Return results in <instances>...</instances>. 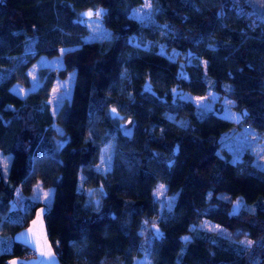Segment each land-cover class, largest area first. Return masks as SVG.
<instances>
[{
    "label": "trees",
    "instance_id": "trees-1",
    "mask_svg": "<svg viewBox=\"0 0 264 264\" xmlns=\"http://www.w3.org/2000/svg\"><path fill=\"white\" fill-rule=\"evenodd\" d=\"M143 1L0 0V264L30 254L12 234L43 203L29 197L34 184L62 183L63 141L74 127L85 134L71 147V201L43 211L61 264H264V168L221 154L220 133L233 122L220 104L199 110L173 91L228 96L241 113L237 126L264 138V16L248 0L254 21L231 0H150V15L137 18L132 8ZM89 8L103 12L107 35L84 37ZM59 53L61 65L40 67L36 87L11 89L30 85L28 67L40 54ZM70 72V94L53 112L52 82ZM169 113L183 119L184 134ZM130 117L127 137L119 126ZM182 144L190 153L181 179L155 197ZM236 198L244 203L237 209ZM204 219L217 229L191 227Z\"/></svg>",
    "mask_w": 264,
    "mask_h": 264
},
{
    "label": "rangeland",
    "instance_id": "rangeland-1",
    "mask_svg": "<svg viewBox=\"0 0 264 264\" xmlns=\"http://www.w3.org/2000/svg\"><path fill=\"white\" fill-rule=\"evenodd\" d=\"M146 3H150V0H144L143 3L132 8L131 13L137 18H145L150 14L149 10L145 8ZM137 10H140L137 12ZM89 11L93 12L92 16L86 15ZM100 11V9H85L83 11V18L86 20L88 26V32L84 35L86 39L94 37H102L108 34L107 29L100 21L99 17L95 16V12ZM163 32V28L159 29ZM131 42L141 43L146 42V39L140 35H132L130 37ZM151 45L156 46L159 50L175 56L177 50L173 47L167 48L161 46L156 40L151 41ZM183 55V54H182ZM61 65V54L56 55H45L40 54L28 67V72L30 76V85L23 86L18 82H14L11 85V89L17 93L24 94L29 89L36 87L39 82V68H56ZM72 72H70L66 77H55L48 100L51 105V110L54 112L58 107L62 99L70 94L72 86ZM177 96L183 99L192 100L199 110H205L214 108L215 104H220V114L228 119H230L233 124L237 126V122L241 117L240 111L235 107L234 101L226 95H219V93L207 88L203 93H193L189 90H181L175 88L173 90ZM169 125L176 131L184 134V121L183 119L177 117L173 113L168 115ZM85 134V130L82 127H74L68 133V139L63 141L64 145L62 148V157L64 159V164L62 166L64 179L59 186L42 185L39 181L34 184L33 191L29 193L31 199H39L43 203L40 204L34 216L30 219L27 225L17 229L12 237L19 238L23 241L29 242L35 252L32 254L23 255H13L8 258L6 264H10V261H19L20 264H61L58 260L55 251L53 250L48 236L45 230L43 212L47 204L56 203L61 207L71 201L70 192L68 190V177L70 172L71 161L74 153L71 151V147L77 145ZM219 151L221 154L235 160H252L256 165L264 168V138L256 132V130L247 127H236V130L226 138L220 145ZM190 153V147L182 144L177 145L174 148L173 156V170L172 174L167 181L159 180L153 186V194L155 197L161 196L166 190L170 191L171 188L181 179L182 174L185 171L186 164L188 161ZM101 167L106 168L109 165L110 155L108 148L104 150L102 156ZM163 185V188L160 186ZM39 193V198L37 194ZM44 193H50L48 200L45 199ZM171 197V193L168 194V198ZM244 203L240 198L234 200V208L242 206ZM192 228H206V229H217V225L208 220L204 219L197 225H191ZM188 236V235H184ZM249 242L244 240V243ZM41 252H50L54 257V260L50 259L48 256H42ZM136 260H141V256L137 257Z\"/></svg>",
    "mask_w": 264,
    "mask_h": 264
},
{
    "label": "water",
    "instance_id": "water-1",
    "mask_svg": "<svg viewBox=\"0 0 264 264\" xmlns=\"http://www.w3.org/2000/svg\"><path fill=\"white\" fill-rule=\"evenodd\" d=\"M250 3L251 7L260 15L264 16V0H248ZM134 125H135V119L134 117H130L127 120L123 121L120 126L119 130L120 132L129 137L133 134L134 132ZM236 130V125L231 124L229 127L224 129L219 136L220 140H225L228 138L230 135L233 134V132Z\"/></svg>",
    "mask_w": 264,
    "mask_h": 264
},
{
    "label": "built area",
    "instance_id": "built-area-1",
    "mask_svg": "<svg viewBox=\"0 0 264 264\" xmlns=\"http://www.w3.org/2000/svg\"><path fill=\"white\" fill-rule=\"evenodd\" d=\"M231 2L236 6V11L239 12L240 14H245L247 17H250L251 21L255 20V15L254 12L251 8H245L242 5V0H231ZM25 253H34L35 249L33 247H24Z\"/></svg>",
    "mask_w": 264,
    "mask_h": 264
},
{
    "label": "snow or ice",
    "instance_id": "snow-or-ice-1",
    "mask_svg": "<svg viewBox=\"0 0 264 264\" xmlns=\"http://www.w3.org/2000/svg\"><path fill=\"white\" fill-rule=\"evenodd\" d=\"M145 8L149 10V13L148 14H150L151 4L150 3H146ZM139 11L140 10H137V12H139ZM86 15L92 16L93 15V12L89 11ZM101 15H103V12L102 11L95 12V16L99 17ZM112 112L115 113L116 112V109H112ZM160 187L163 188V185H161ZM43 195H44V197H45L46 200H48L49 197H50V193H44ZM37 198H39V193L37 194ZM41 211L43 212V210H41ZM246 243L250 245L252 242L249 241V242H246ZM41 255L42 256H48L50 259L54 260V257L52 256V254L50 252H41ZM10 264H20V262L13 260V261H10Z\"/></svg>",
    "mask_w": 264,
    "mask_h": 264
},
{
    "label": "crops",
    "instance_id": "crops-1",
    "mask_svg": "<svg viewBox=\"0 0 264 264\" xmlns=\"http://www.w3.org/2000/svg\"><path fill=\"white\" fill-rule=\"evenodd\" d=\"M19 239V238H18ZM24 242H26L27 244H29L31 247H33L29 242H27V241H24ZM8 244V242L6 241V243H5V246Z\"/></svg>",
    "mask_w": 264,
    "mask_h": 264
}]
</instances>
